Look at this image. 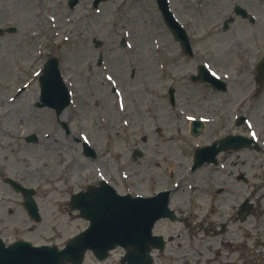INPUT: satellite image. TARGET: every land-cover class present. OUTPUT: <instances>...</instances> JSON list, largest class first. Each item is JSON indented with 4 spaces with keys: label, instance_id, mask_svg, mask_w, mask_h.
<instances>
[{
    "label": "rangeland",
    "instance_id": "obj_1",
    "mask_svg": "<svg viewBox=\"0 0 264 264\" xmlns=\"http://www.w3.org/2000/svg\"><path fill=\"white\" fill-rule=\"evenodd\" d=\"M67 1L0 0V26L17 27L15 33L0 39V129L7 122L15 133L13 138L0 134V236L6 241L22 237L62 245L87 225L79 211L70 209L71 194L108 175L119 185L120 175L129 176L127 183L131 181L139 191L143 171H156L161 177L160 187L172 182L181 184L173 200L184 202L183 210L187 211L190 183L200 186L199 176L208 173L204 169L195 175L198 178H190L194 146L208 141L215 133L226 132L230 122L229 118L224 119L225 123L222 120L228 108L227 96L211 95L204 84L191 81V73L199 63H205L216 74H240L238 81L231 83L237 98L254 85L250 81L253 65L245 62L255 60L256 51L238 50L236 42L245 35L239 34L228 47L239 32L234 25L225 34H206V27L221 21L230 11L224 6L232 0H170L172 10L184 19L181 20L192 33L194 57L182 52L165 26L155 0H110L100 4L99 11L92 7V0H80L73 9ZM203 1L201 8L198 3ZM258 36L264 42V34ZM122 38L130 46L122 47ZM263 47L264 44L260 53ZM100 51L105 56L102 66L97 65ZM51 56L60 59L62 74L73 94L72 104L60 119L53 109L37 106L39 78L32 75L33 71L41 72ZM108 76L112 81L107 80ZM26 82L30 89L24 99L31 98L30 106L27 119L18 123L22 108L15 110L14 103L4 104L3 99L25 89ZM171 85L176 88V108L170 106L167 98ZM113 87L119 96L112 92ZM203 115L217 122L205 126L198 137L191 136L187 117ZM252 119L264 127V103L252 111ZM61 121L67 123L72 135L66 134ZM32 133L38 140L27 142L26 137ZM73 135L86 138L97 149L98 157L83 156L81 144ZM42 138L51 143L44 147ZM21 147L28 148L27 152ZM137 148L145 151V158L135 156ZM261 155L264 154L245 151L239 161L258 165ZM73 158L79 163L75 173L53 181L52 176L60 174L64 163ZM156 160L159 165L154 163ZM254 171L263 180L264 172L259 168ZM4 175L38 187L35 198L41 222L31 220L21 205H13L7 197L11 191L2 182ZM51 188H58L54 200L57 210H51ZM200 189L193 192L196 197ZM58 212L66 218L63 224L54 220ZM172 231L180 234V228ZM119 255L120 251L113 260Z\"/></svg>",
    "mask_w": 264,
    "mask_h": 264
},
{
    "label": "flooded vegetation",
    "instance_id": "obj_2",
    "mask_svg": "<svg viewBox=\"0 0 264 264\" xmlns=\"http://www.w3.org/2000/svg\"><path fill=\"white\" fill-rule=\"evenodd\" d=\"M240 1L242 3L237 4L259 19L255 21L254 17L249 15H236L230 22H237L239 31L244 35L253 36L250 44L245 43V48L249 49L253 46L257 34L260 31L264 33V0ZM254 82L256 89V77ZM262 97L264 89L261 95H253L257 100ZM241 153L224 152L219 156L212 173L199 177L202 183V204L207 198H211L214 190L220 195L216 210L211 208L207 213L200 214L196 212L198 209L195 207L189 209L184 216L179 212L181 220L177 223L184 228L182 234H170L172 225L166 224L164 219L155 223L154 235H162L163 240L161 243L148 245L152 264H264V209L258 198L259 193H264V178L260 183L258 173L254 171L259 168L260 172H264V155L260 156L258 165H243V160L239 161ZM238 167L240 170H237ZM242 168L246 171H242ZM143 173L145 175L140 176L139 181L141 190L153 194L156 187L161 185V181L151 171ZM177 190L178 188L172 191L170 199ZM191 192H198V189L195 188ZM244 200L248 201L247 213L242 218L240 209ZM191 203L195 204V201ZM125 253L123 250V254ZM111 258L112 256L108 260ZM124 264L130 263L126 261Z\"/></svg>",
    "mask_w": 264,
    "mask_h": 264
},
{
    "label": "water",
    "instance_id": "obj_3",
    "mask_svg": "<svg viewBox=\"0 0 264 264\" xmlns=\"http://www.w3.org/2000/svg\"><path fill=\"white\" fill-rule=\"evenodd\" d=\"M76 1L74 0L71 4L74 5ZM100 1L102 0H96L95 5ZM157 1L174 35L180 39L183 48L189 51L188 39L172 18L167 9L166 1ZM45 72L53 73L54 77L48 86H43V82L41 84L44 101L41 105L52 106L56 108V112L59 114L69 103V94L60 77L58 60L55 58L49 60ZM199 125L200 122H194L193 130L197 132ZM28 139L34 140V137ZM202 154L206 155L207 153H200V155ZM11 183L20 187L15 181H11ZM150 199L133 198L130 195L121 196L108 186L91 187L88 193H80L74 196L72 202V207L80 208L82 216L90 219V227L75 236L65 249L59 251L56 246L32 247L25 242L15 243L6 248L0 239V264H64L66 261H72L76 264L81 261L87 248H91L97 255H101L106 249L117 244H138L141 242L140 235L145 231H150L156 218L171 215L167 207V197H159L158 195L154 200ZM27 205L31 214L39 220L40 217L35 204L29 200Z\"/></svg>",
    "mask_w": 264,
    "mask_h": 264
},
{
    "label": "bare ground",
    "instance_id": "obj_4",
    "mask_svg": "<svg viewBox=\"0 0 264 264\" xmlns=\"http://www.w3.org/2000/svg\"><path fill=\"white\" fill-rule=\"evenodd\" d=\"M26 68H29V63L25 64ZM27 85V87H25V91L23 92H19L17 95L15 96H8L6 98L3 99V103L4 104H11L14 103L15 110H18L19 108H22V111L20 112L19 115V120L18 123H22L24 120H26L27 118L25 117V114H27L28 109H29V104L28 102L31 100V98L29 99H24L25 94L27 92H29V90H27V88L30 89V84H25ZM24 101V102H23ZM20 102L24 103L22 104V106L18 105L20 104ZM0 134L2 136L8 137V138H13L14 137V130L13 127L10 126L7 122L6 125H4L1 129H0ZM43 139V138H42ZM43 146L45 147L48 143H51V141H46L43 139ZM52 145V144H51ZM28 148L25 147H21V151L23 152H27ZM79 166V163L77 164V159L73 158L72 160H70L69 162H66L64 164L63 170H62V174L66 177L71 176L75 173V171L77 170ZM28 173L33 174V172L31 171H27ZM58 191V188H51L50 192H49V199H50V205H51V210H57V208L55 207V203L54 200L57 199L58 197V193H56ZM54 220L57 221V223L63 224L64 221L66 220V218L64 217V215L61 212H58L57 215L54 217Z\"/></svg>",
    "mask_w": 264,
    "mask_h": 264
},
{
    "label": "snow or ice",
    "instance_id": "obj_5",
    "mask_svg": "<svg viewBox=\"0 0 264 264\" xmlns=\"http://www.w3.org/2000/svg\"><path fill=\"white\" fill-rule=\"evenodd\" d=\"M65 39H67V38H65ZM203 67L204 68H208V65L205 64V65H203ZM32 75H34L37 78H39L41 84L43 82V86H45V87L48 86V84L52 82L53 77H54V74L50 73V72H45V73L42 74L41 72L33 71ZM211 76L215 77L216 73L215 72H211ZM112 79L113 78L111 76L107 77V80H109V81H112ZM25 87H27V85H25ZM116 95L119 96L120 95L119 92H117ZM119 107L121 109H123V107H124L123 103H120ZM187 119L191 120V119H193V117L192 116H188ZM125 123H127V121H125ZM249 127H251V125H249ZM250 135L255 137L256 134L255 133H250ZM84 139H86V138H84Z\"/></svg>",
    "mask_w": 264,
    "mask_h": 264
}]
</instances>
